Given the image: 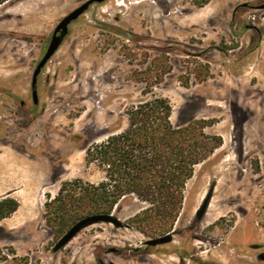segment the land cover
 <instances>
[{
	"label": "rangeland",
	"instance_id": "rangeland-1",
	"mask_svg": "<svg viewBox=\"0 0 264 264\" xmlns=\"http://www.w3.org/2000/svg\"><path fill=\"white\" fill-rule=\"evenodd\" d=\"M85 1L0 4V201L17 203L0 220V264H264V0L93 4L41 69L33 103L55 26ZM151 96L169 102L172 126L210 122L202 132L219 142L185 183L171 242L145 246L159 236L129 225L147 207L129 196L110 213L123 227L89 226L53 252L74 223L55 235L44 203L63 182H101L85 150Z\"/></svg>",
	"mask_w": 264,
	"mask_h": 264
},
{
	"label": "trees",
	"instance_id": "trees-1",
	"mask_svg": "<svg viewBox=\"0 0 264 264\" xmlns=\"http://www.w3.org/2000/svg\"><path fill=\"white\" fill-rule=\"evenodd\" d=\"M157 76L153 84L160 82ZM170 111L165 98L143 99L126 109V129L85 150V162L95 163L104 179L96 185L80 179L63 182L57 195L44 203L45 222L55 235L83 217L110 214L120 199L129 196L147 205L129 219L130 226L148 236L161 237L171 230L193 167L211 155L219 142L211 143L215 139L202 132L210 122L174 127ZM16 208L15 200H1L0 220Z\"/></svg>",
	"mask_w": 264,
	"mask_h": 264
},
{
	"label": "water",
	"instance_id": "water-1",
	"mask_svg": "<svg viewBox=\"0 0 264 264\" xmlns=\"http://www.w3.org/2000/svg\"><path fill=\"white\" fill-rule=\"evenodd\" d=\"M105 0H87L71 12H69L65 17H63L55 26L52 35L50 37L49 44L43 54L42 58L36 65L32 77H31V95L33 103H36V80L40 74L41 69L46 65L49 59L54 55V53L59 48L62 39L68 32V26L77 20L82 14H84L89 6L93 4L103 3ZM258 10L264 9V4L257 7ZM207 207V202H204L195 213V221L199 222L203 215L205 214ZM96 224H111L115 228L123 227L122 223L114 217L112 214H96L83 217L77 222H75L63 235L58 239L53 247V252H57L67 245L81 230ZM172 233H168L164 236L157 237L154 239H149L145 241V246H159L171 242ZM257 260L264 262V252L257 255Z\"/></svg>",
	"mask_w": 264,
	"mask_h": 264
},
{
	"label": "flooded vegetation",
	"instance_id": "flooded-vegetation-1",
	"mask_svg": "<svg viewBox=\"0 0 264 264\" xmlns=\"http://www.w3.org/2000/svg\"><path fill=\"white\" fill-rule=\"evenodd\" d=\"M263 4H264V2H263ZM263 4H262V5H263ZM89 7H90V6H89Z\"/></svg>",
	"mask_w": 264,
	"mask_h": 264
}]
</instances>
